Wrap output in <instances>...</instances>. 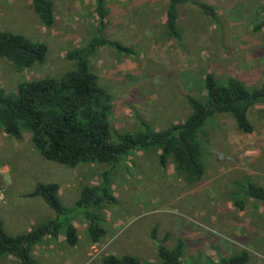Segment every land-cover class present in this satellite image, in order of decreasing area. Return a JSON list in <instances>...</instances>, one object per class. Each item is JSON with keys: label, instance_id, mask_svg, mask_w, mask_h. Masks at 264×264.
<instances>
[{"label": "rangeland", "instance_id": "1", "mask_svg": "<svg viewBox=\"0 0 264 264\" xmlns=\"http://www.w3.org/2000/svg\"><path fill=\"white\" fill-rule=\"evenodd\" d=\"M54 23L45 27L30 0H0V31L26 36L47 47L46 61L17 70L0 58V87L12 92L19 83L60 77L74 69L66 54L84 46L98 28L94 0H50ZM217 11L215 24L195 2ZM108 16L103 35L133 50V55L102 48L90 67L111 96L112 135L135 132L145 122L155 130L182 123L190 114L188 97L205 96L203 79L230 77L253 88L264 81V0H186L179 8L180 40L167 37L165 0H106ZM251 134L239 132L228 116H217L200 135L204 174L189 184L175 172L172 159L164 168L158 151L135 150L115 166L81 164L68 168L45 160L30 135L19 140L0 128V222L10 236L54 219L55 213L38 197H28L36 183H57L60 202L73 207L84 186L97 185L111 172L116 205L96 209L104 236L93 244L88 224L73 220L77 244L63 235L45 238L32 250L35 264H102L107 255L130 254L158 262L157 246L183 245V264H215L220 257L246 251L247 264H264V205L241 196L247 180L264 186V105L249 111ZM244 209L234 206L236 198ZM0 264H19L12 257Z\"/></svg>", "mask_w": 264, "mask_h": 264}, {"label": "trees", "instance_id": "2", "mask_svg": "<svg viewBox=\"0 0 264 264\" xmlns=\"http://www.w3.org/2000/svg\"><path fill=\"white\" fill-rule=\"evenodd\" d=\"M95 1L98 28L82 47L66 54L74 63V69L60 77H46L19 83L12 92L0 87V128L16 140L21 132L30 135L38 153L47 161L75 168L81 164H107L115 166L135 150L158 151V163L164 168L172 159L175 172L189 184L202 179L204 167L201 162L200 135L217 116L232 118L237 130L251 134L254 127L249 111L256 105H264V81L248 88L243 81L230 77L218 81L212 74L203 79L205 96L188 97L190 114L178 124L155 130L149 124L140 123L135 132L112 135L109 122L111 96L100 84L90 67V59L102 48L118 54L133 55L132 49L119 41L103 35L108 9L106 0ZM33 13L45 27L54 23L53 4L50 0H30ZM186 0H165V23L167 37L180 40L178 29L179 8ZM202 14L211 22H218L216 9L205 1L195 2ZM264 11V8H263ZM264 22L255 27L260 30ZM47 47L26 36L0 31V58L15 69L23 70L46 61ZM111 172L106 170L97 185L81 188L73 207L65 208L60 202L57 183H36L28 197H38L55 213V218L32 227L28 232L8 235L0 222V258L12 257L19 264H35L33 248L45 238L56 241L63 235L69 247L77 244V232L73 225L76 216L87 222L88 236L93 244L104 236L102 218L96 211L102 205H116L111 191ZM241 196L264 205V186L249 180L238 186ZM239 210L244 202L234 201ZM183 245L180 241L173 248L157 246L158 262L142 261L136 256L107 255L102 264H183ZM246 251L229 257H220L215 264H247Z\"/></svg>", "mask_w": 264, "mask_h": 264}, {"label": "built area", "instance_id": "3", "mask_svg": "<svg viewBox=\"0 0 264 264\" xmlns=\"http://www.w3.org/2000/svg\"><path fill=\"white\" fill-rule=\"evenodd\" d=\"M2 192L0 191V203L2 202V198H3V196H2V194H1Z\"/></svg>", "mask_w": 264, "mask_h": 264}]
</instances>
